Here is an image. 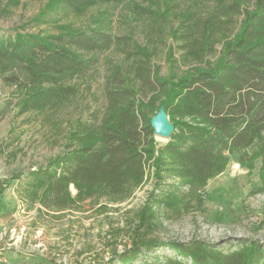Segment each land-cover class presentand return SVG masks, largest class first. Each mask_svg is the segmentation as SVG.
<instances>
[{
  "label": "rangeland",
  "instance_id": "rangeland-1",
  "mask_svg": "<svg viewBox=\"0 0 264 264\" xmlns=\"http://www.w3.org/2000/svg\"><path fill=\"white\" fill-rule=\"evenodd\" d=\"M57 2L0 0V38L95 28L128 46L106 51L87 77L64 75L56 99L39 110L24 109L25 94L8 83L24 75L0 58V264H193L177 253L178 244L252 261L261 256L264 264V132L249 148L225 150L224 172L202 183L188 184L150 161L143 182L120 194L103 187L80 200L69 185L75 203L62 210L43 204L48 185L35 181L38 172L55 173L69 152L101 142L125 105L150 122L168 91L150 90L145 98L143 78L167 81L169 89L217 66L243 17L223 16L209 38L205 20L222 0H124L79 11ZM129 86L138 92L134 100L123 96ZM153 140L157 149L168 143L155 133Z\"/></svg>",
  "mask_w": 264,
  "mask_h": 264
},
{
  "label": "trees",
  "instance_id": "trees-1",
  "mask_svg": "<svg viewBox=\"0 0 264 264\" xmlns=\"http://www.w3.org/2000/svg\"><path fill=\"white\" fill-rule=\"evenodd\" d=\"M123 1L58 0L57 4L79 11L97 3ZM222 1L221 7L205 20L212 28L209 38L218 32L222 17L227 14L242 16L243 24L237 40L228 45L217 66L179 78L169 89L167 81L143 78L140 94L145 98L150 90L168 91L162 107L171 117L175 131L167 145L157 149L151 121L147 123L136 105H125L117 123L104 131L101 142L69 152L55 173H36L35 181L48 185L43 203L48 209L63 210L75 203L69 185L79 190L80 200L92 197L103 187L113 194L123 193L130 183L143 182L150 161L152 166H160L188 184L206 182L224 172L225 150L249 148L260 138L264 132V0ZM9 38H0V58L14 61L24 75L10 77L8 83L25 94V110L49 106L58 96L64 75L87 77L99 67L106 51L128 46L122 37L95 28L89 32L17 34ZM123 92L124 97L133 100L138 94L131 86ZM176 116L178 124L174 122ZM143 122L148 129L141 128ZM176 246L181 258L189 257L193 264L261 261V256L252 261L244 253L225 255L198 244ZM167 264L188 262L170 259Z\"/></svg>",
  "mask_w": 264,
  "mask_h": 264
},
{
  "label": "water",
  "instance_id": "water-1",
  "mask_svg": "<svg viewBox=\"0 0 264 264\" xmlns=\"http://www.w3.org/2000/svg\"><path fill=\"white\" fill-rule=\"evenodd\" d=\"M151 126L154 128L155 135L166 139V141L171 140V136L175 131V127L171 124L164 107H161L151 119Z\"/></svg>",
  "mask_w": 264,
  "mask_h": 264
},
{
  "label": "bare ground",
  "instance_id": "bare-ground-1",
  "mask_svg": "<svg viewBox=\"0 0 264 264\" xmlns=\"http://www.w3.org/2000/svg\"><path fill=\"white\" fill-rule=\"evenodd\" d=\"M159 137V136H158ZM159 139H161V140H163V141H165L166 139H164V138H162V137H159Z\"/></svg>",
  "mask_w": 264,
  "mask_h": 264
}]
</instances>
